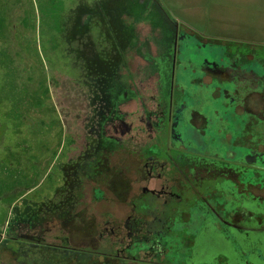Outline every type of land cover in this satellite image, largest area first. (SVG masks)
<instances>
[{"label":"flooded vegetation","instance_id":"flooded-vegetation-1","mask_svg":"<svg viewBox=\"0 0 264 264\" xmlns=\"http://www.w3.org/2000/svg\"><path fill=\"white\" fill-rule=\"evenodd\" d=\"M160 18L153 19L157 44L133 47L144 64L134 71L137 80L126 73L129 55L85 56L77 46L73 58L81 71L89 68L81 78L95 68L103 80L102 87L97 77L86 82L91 101L101 102L90 105L97 134L72 166L73 221L76 229L90 223L82 228L93 247L71 246L75 236L88 241L61 215L57 245L42 231L25 240L11 236L30 256L60 254L70 264L99 253L106 264H264V53ZM86 189L92 201L109 205L101 222L97 215L87 222L80 210ZM115 205L123 212L115 215ZM1 252L9 254L6 264H41L17 263L9 248Z\"/></svg>","mask_w":264,"mask_h":264},{"label":"rangeland","instance_id":"rangeland-1","mask_svg":"<svg viewBox=\"0 0 264 264\" xmlns=\"http://www.w3.org/2000/svg\"><path fill=\"white\" fill-rule=\"evenodd\" d=\"M248 2L0 0V264L10 263L8 252H1V248L15 250L17 263H33V259L41 264L56 263L55 259L59 263L63 260L61 264L72 263L71 258L60 254L58 257L51 253L46 257L30 256L24 241H11V236L25 240L42 231L51 245H57L54 238L62 232L61 215L68 216L66 224L73 227V231L82 230L88 241L85 243L75 236L71 246L93 247L88 232L82 228L90 223L76 229L78 223L73 221L72 198L77 192L72 187L75 181L72 166L81 155L88 153L89 142L97 134L93 120L89 122L94 117L90 105L95 100L90 99L87 83L101 70H90L91 78L87 81L81 78L82 71L89 68L81 71L73 58L78 54L77 46L81 45L79 52L85 56L94 50L102 58L112 55L110 59L115 60L129 55L125 71L135 74L144 64L136 59L133 47L138 41H147L151 47L157 44L159 25L153 19L162 16V20L167 18L195 34L255 46L263 54L264 34H257L259 36L251 40L243 25ZM259 3L255 0L256 9L262 7V0ZM112 7L115 10L111 11ZM88 13L92 16L86 17ZM83 18H87V26L78 44L76 33ZM80 37H83L82 32ZM133 77L137 80L138 73ZM95 81L96 86H103L100 77ZM95 99H100V95ZM95 103L100 105L101 102L96 100ZM80 195V210L89 216L87 222L93 215L101 222L103 213L110 210L109 205L92 201V192L87 189ZM112 207L115 215L124 210L122 206ZM97 255L91 258L81 255V264L110 262L100 253ZM111 262L115 264L118 260Z\"/></svg>","mask_w":264,"mask_h":264},{"label":"crops","instance_id":"crops-1","mask_svg":"<svg viewBox=\"0 0 264 264\" xmlns=\"http://www.w3.org/2000/svg\"><path fill=\"white\" fill-rule=\"evenodd\" d=\"M254 2L255 0H249L247 19L243 22V25H246L247 32L249 33V39L251 40L264 34V0H262V7L260 9H256L254 7ZM257 34L259 35L257 36Z\"/></svg>","mask_w":264,"mask_h":264},{"label":"trees","instance_id":"trees-1","mask_svg":"<svg viewBox=\"0 0 264 264\" xmlns=\"http://www.w3.org/2000/svg\"><path fill=\"white\" fill-rule=\"evenodd\" d=\"M78 195V194H77ZM74 198H75V196L72 198L73 199V202L72 203H74Z\"/></svg>","mask_w":264,"mask_h":264}]
</instances>
